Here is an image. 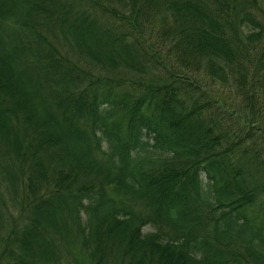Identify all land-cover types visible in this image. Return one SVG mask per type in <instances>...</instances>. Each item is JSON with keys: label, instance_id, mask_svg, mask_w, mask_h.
<instances>
[{"label": "trees", "instance_id": "trees-1", "mask_svg": "<svg viewBox=\"0 0 264 264\" xmlns=\"http://www.w3.org/2000/svg\"><path fill=\"white\" fill-rule=\"evenodd\" d=\"M255 3L0 0V264H264Z\"/></svg>", "mask_w": 264, "mask_h": 264}, {"label": "rangeland", "instance_id": "rangeland-1", "mask_svg": "<svg viewBox=\"0 0 264 264\" xmlns=\"http://www.w3.org/2000/svg\"><path fill=\"white\" fill-rule=\"evenodd\" d=\"M250 11L253 14L255 22L259 27H254V30L259 31V35L252 42L245 45L246 50L249 53V57L252 60L257 59L264 53V3L261 0H256V3L250 6ZM251 26L242 27L241 33H247L251 31ZM167 45L165 44V47ZM264 58V55H263ZM196 80H199L201 88L206 91L209 97H213V92L220 97L224 102V109L227 113L221 116L222 124L227 131L228 136L231 138L234 131L233 129H240L239 135L242 137V147L244 150L241 157L246 166L250 169L251 182L257 184L259 191L257 201L264 203V109L261 108L257 112H249V110L237 106L236 92L230 86H218L211 84L210 80L205 75H200ZM231 112V114H228ZM227 141H229L227 139ZM224 144V142H222ZM256 159V160H253ZM258 163V165H257ZM246 185H249L247 179H245ZM250 186V185H249ZM1 191V186H0ZM257 203L253 208L249 209L248 213L255 214Z\"/></svg>", "mask_w": 264, "mask_h": 264}]
</instances>
